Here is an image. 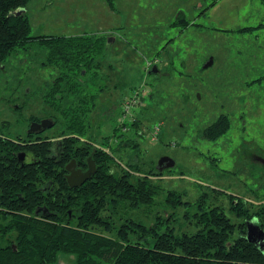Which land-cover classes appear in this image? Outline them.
<instances>
[{"label":"rangeland","instance_id":"rangeland-1","mask_svg":"<svg viewBox=\"0 0 264 264\" xmlns=\"http://www.w3.org/2000/svg\"><path fill=\"white\" fill-rule=\"evenodd\" d=\"M27 17L32 37L110 30L102 67L94 81L86 79L87 91L98 94L90 131L99 140L116 134L111 144L124 161L134 152L146 166L175 161L156 180L164 209L169 190L191 203L207 194L209 206L230 207L231 197L251 206L264 200V0H115V10L105 0H31ZM49 52L34 41L0 68L5 137L23 135L33 115L53 114L43 98L59 73L45 65ZM221 115L230 128L209 140L205 130ZM133 117L141 122L138 134ZM123 139L138 149L119 150ZM164 209L152 215L172 213ZM186 211L177 210L175 226L194 231ZM143 214L136 216L148 223ZM59 258L76 264L75 255Z\"/></svg>","mask_w":264,"mask_h":264},{"label":"trees","instance_id":"trees-1","mask_svg":"<svg viewBox=\"0 0 264 264\" xmlns=\"http://www.w3.org/2000/svg\"><path fill=\"white\" fill-rule=\"evenodd\" d=\"M30 1L0 0V68L31 42L47 46L45 65L59 73L44 92V104L61 127L53 137H69L59 151L53 142L24 145L0 131V264H62L61 253L75 255L76 264H264V252L246 238L248 221L264 230V200L251 206L231 197L230 207L209 206L207 194L191 203L169 190L164 209L157 200L163 188L156 182L164 170L146 166L136 152L124 161L111 144L116 134L99 140L90 131L98 94L87 91L88 83L102 67L108 34L32 37L27 14L18 13ZM105 1L115 10V0ZM131 126L138 134L141 122L134 118ZM229 128V117L221 115L204 135L217 139ZM119 145V150L139 146L131 139ZM21 153L32 162L20 161ZM89 158L95 175L82 187H70L67 164L75 160L87 167ZM182 207L194 231L175 226ZM155 209L172 213L152 215Z\"/></svg>","mask_w":264,"mask_h":264},{"label":"flooded vegetation","instance_id":"flooded-vegetation-1","mask_svg":"<svg viewBox=\"0 0 264 264\" xmlns=\"http://www.w3.org/2000/svg\"><path fill=\"white\" fill-rule=\"evenodd\" d=\"M110 37H111V35L108 34L107 41L110 40ZM27 121H28V127H27L28 129H27V131L23 135H19V137L21 138L22 141L25 140V141L22 142L24 145H32V144H37V143L53 142V143H55L54 144L55 145L54 146L55 149H58L59 151H61L62 142L65 139H67L69 137V135H64L62 137H53V135H55V133L61 128L60 125L58 124L59 120H58V117L57 116H55L54 114H50V115H45V116H40V117L34 118V115H33V116L29 117L27 119ZM43 121H47L48 124H52L53 123L54 125H53V127H50V128H46L44 126L40 127L39 124H41ZM32 126H34V128L31 131ZM55 128H57V129L54 131ZM27 135H29V136H27ZM20 161H23L24 163H31L32 162V159H31V156H27V154L25 153L24 159L23 160L20 159ZM70 163H68L67 165H69ZM166 164H168V163L165 162L161 166L163 170L166 169L165 168ZM161 167L158 166L159 169H161ZM88 168H89V164H88L87 167H81V166H78L77 163H76V168L75 169L81 170L82 172H85V171L88 170ZM69 174H70V172L66 169V173H65L66 181L69 184V186L71 187V185L69 183V180H68V175ZM84 184H86V182ZM72 188H78V187H72ZM53 192L54 191L50 192V190H49L47 192V194H50V193H53ZM251 224L258 225V223L256 222V220L248 221L247 228Z\"/></svg>","mask_w":264,"mask_h":264},{"label":"water","instance_id":"water-1","mask_svg":"<svg viewBox=\"0 0 264 264\" xmlns=\"http://www.w3.org/2000/svg\"><path fill=\"white\" fill-rule=\"evenodd\" d=\"M24 12L25 9H23L21 12L18 13H24ZM154 70H156V68ZM53 125H54L53 123L48 124L47 121H43L41 124H39L40 127L44 126L46 128L53 127ZM33 128L34 126H32L31 131ZM24 157H25V153H21L20 159L23 160ZM165 162L168 163L166 164L165 168H172L175 166V161L169 159L168 157L162 158L158 166L161 167ZM88 164H89V168L85 172L75 169L76 168L75 160L72 161L69 165H67L66 169L70 172V174L68 175V180L71 187H81L85 182L89 181L96 173L97 171L96 164L92 158H89ZM160 170L163 171L162 167ZM251 225H249L247 228L246 238L264 252V230L259 225H253V224Z\"/></svg>","mask_w":264,"mask_h":264},{"label":"crops","instance_id":"crops-1","mask_svg":"<svg viewBox=\"0 0 264 264\" xmlns=\"http://www.w3.org/2000/svg\"><path fill=\"white\" fill-rule=\"evenodd\" d=\"M28 6V5H27ZM25 13L27 14V7L25 8ZM108 31H110V30H107V31H105V32H108ZM105 32H103V33H105ZM110 32H108V34H109ZM112 34V33H111ZM110 34V35H111ZM158 61H154V62H150L149 63V68H151L155 63H157ZM155 68H157V66H155Z\"/></svg>","mask_w":264,"mask_h":264}]
</instances>
